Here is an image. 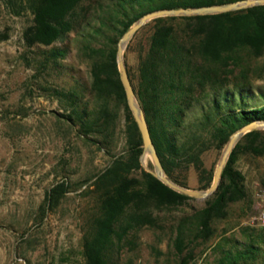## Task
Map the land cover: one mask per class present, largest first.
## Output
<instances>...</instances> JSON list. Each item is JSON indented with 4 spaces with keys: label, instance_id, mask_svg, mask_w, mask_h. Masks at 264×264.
<instances>
[{
    "label": "trees",
    "instance_id": "1",
    "mask_svg": "<svg viewBox=\"0 0 264 264\" xmlns=\"http://www.w3.org/2000/svg\"><path fill=\"white\" fill-rule=\"evenodd\" d=\"M233 1L237 0H114L104 5L97 0L93 8L92 0H6L14 14L29 10L33 15L23 31L28 47L53 45L72 31L89 26L90 39L81 48L91 60L93 106L82 104L74 91L64 94L56 90L70 100L69 112L64 115L78 125L79 133L102 136L106 143L118 104L125 108L128 146L95 181L97 212L84 235L87 264H120L122 249L133 243L131 237L138 228L156 226L162 211L195 199L142 169L143 138L119 72L120 38L140 17L154 10ZM94 9L100 11L96 17L92 16ZM148 24L151 31L137 66H129L126 52L125 61L154 144L170 178L186 185L174 172L177 167L194 165L202 188H209L213 172L205 167L203 154L211 148H224L231 134L243 125L264 120V103H249L255 98L249 82L235 83L231 78L236 68H247L254 58H264V4L217 14L162 16ZM8 37L7 32H0V41ZM65 52L53 47L47 63ZM232 83L236 88L231 90ZM197 110L200 115L189 118ZM246 153L264 154V129L243 136L228 159L218 189L205 199L203 208L180 218L173 243L175 254L185 264L195 257L189 243L213 237L214 222L227 218L232 204L248 198L246 176L237 166ZM139 169L142 172L136 175L134 171ZM68 190L65 181L52 187L44 211ZM261 239L257 234L244 241L221 235L213 246L219 252L216 264H264Z\"/></svg>",
    "mask_w": 264,
    "mask_h": 264
},
{
    "label": "rangeland",
    "instance_id": "2",
    "mask_svg": "<svg viewBox=\"0 0 264 264\" xmlns=\"http://www.w3.org/2000/svg\"><path fill=\"white\" fill-rule=\"evenodd\" d=\"M92 2L96 8L97 0ZM100 2L108 5L114 0ZM93 12L96 17L100 11ZM32 19L29 10L16 15L6 0H0V32L9 34L0 41V264H87L84 235L97 212L95 181L128 146L125 108L118 104L107 144L102 136L79 133L78 125L64 115L69 112L70 100L56 90L64 94L74 91L82 104L93 106L91 60L81 48L90 39V28L72 31L50 46L28 47L23 31ZM148 23L125 50L132 68L147 46ZM53 47L66 52L48 64ZM231 78L235 83L249 82L255 93L250 105L264 103L263 57L251 60L247 68H236ZM229 88L236 85L229 84ZM196 115H200L198 110L189 118ZM223 150L211 148L203 154L213 179ZM140 162L142 169H154L150 154L144 162L140 156ZM237 166L246 176L248 198L232 204L228 217L214 222L213 237L189 243L195 257L186 264H216L219 252L213 246L224 234L238 241L261 235L264 245V228L257 223L264 207L258 197L264 191V154H242ZM142 169L134 173L139 175ZM174 173L187 187L207 189L202 188L194 165L177 167ZM62 181L69 190L57 204H47L44 211L48 191ZM204 205L205 199L195 198L179 208L162 211L156 226L138 228L131 237L133 243L124 245L120 264H185L175 254L173 236L180 218L191 217Z\"/></svg>",
    "mask_w": 264,
    "mask_h": 264
},
{
    "label": "water",
    "instance_id": "3",
    "mask_svg": "<svg viewBox=\"0 0 264 264\" xmlns=\"http://www.w3.org/2000/svg\"><path fill=\"white\" fill-rule=\"evenodd\" d=\"M264 0H237L233 2L203 5L197 7H180V8H162L154 10L144 14L140 17L120 38L118 43L117 60L119 66L120 76L126 91L128 105L134 115V118L138 124L139 130L143 138V153L141 155V161L144 162L146 154H150L154 163V169L148 168V171L153 173L157 178L162 180L165 184L170 186L176 191L193 196L199 199L209 198L219 187L224 168L228 162V159L245 134L254 129H264V120H254L249 122L235 132H233L224 147L222 156L217 165L214 179L211 186L207 189H193L182 185L172 180L166 173L160 155L154 144L150 126L146 117V113L143 107L140 105L136 91L134 89L132 80L130 78L128 68L125 61V50L134 37V35L151 20L162 16H178V15H205V14H217L229 11H236L253 7L257 5H263Z\"/></svg>",
    "mask_w": 264,
    "mask_h": 264
},
{
    "label": "built area",
    "instance_id": "4",
    "mask_svg": "<svg viewBox=\"0 0 264 264\" xmlns=\"http://www.w3.org/2000/svg\"><path fill=\"white\" fill-rule=\"evenodd\" d=\"M258 197L260 198L261 202H264V191L258 193ZM257 223L260 227L264 228V207L260 209L257 215Z\"/></svg>",
    "mask_w": 264,
    "mask_h": 264
}]
</instances>
